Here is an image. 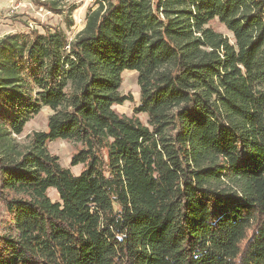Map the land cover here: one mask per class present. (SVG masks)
I'll return each mask as SVG.
<instances>
[{"label":"trees","instance_id":"trees-1","mask_svg":"<svg viewBox=\"0 0 264 264\" xmlns=\"http://www.w3.org/2000/svg\"><path fill=\"white\" fill-rule=\"evenodd\" d=\"M95 4L73 40L0 38V264H264V0Z\"/></svg>","mask_w":264,"mask_h":264},{"label":"rangeland","instance_id":"rangeland-1","mask_svg":"<svg viewBox=\"0 0 264 264\" xmlns=\"http://www.w3.org/2000/svg\"><path fill=\"white\" fill-rule=\"evenodd\" d=\"M96 0H64L60 11L50 12L45 8L36 6L31 0H0V38L12 34H23L32 36L33 32L44 34L46 31L55 29L63 30L69 40H73L86 25V19L91 10L97 8ZM71 8H76L71 15L73 26H68V13ZM218 32L232 38L224 26H216ZM123 84L121 93L132 96L133 101H127L124 105L117 106L115 109L121 115L138 118L142 123L147 124L146 114H136V108L140 102V88L138 84V73L123 72ZM52 111L44 107L38 115L31 119L25 126L24 132L17 137L19 142L26 143L28 136L33 132H45L48 129V118ZM51 154L60 159V164L69 168L74 175H79L83 170V165L72 166V158L81 148L80 144L69 141L57 140L47 144ZM48 196L52 201H58L59 196L54 189L48 191ZM4 209L0 204V225L4 217Z\"/></svg>","mask_w":264,"mask_h":264}]
</instances>
